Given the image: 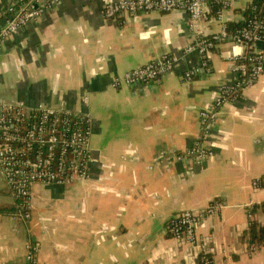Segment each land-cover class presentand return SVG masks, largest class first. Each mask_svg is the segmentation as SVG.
<instances>
[{
    "label": "crops",
    "instance_id": "crops-1",
    "mask_svg": "<svg viewBox=\"0 0 264 264\" xmlns=\"http://www.w3.org/2000/svg\"><path fill=\"white\" fill-rule=\"evenodd\" d=\"M27 0H0L5 9ZM122 1V0H113ZM248 0L236 5L240 14ZM102 0H61L0 46V102L89 113L93 117L90 178L66 186L36 185L32 217L15 221V200L0 169V264H197L199 249L171 238L176 214L215 201L222 212L198 230L215 264H264L245 234L249 208L264 203V74L221 112L201 165L176 162L201 133L200 112L234 81L229 59L242 50L218 46L208 64L185 54L194 35L184 12L105 19ZM218 31L206 25L207 34ZM165 56L171 73L133 87L113 80ZM195 73L191 82L185 74ZM171 153L170 165L158 162ZM264 226V212L252 218Z\"/></svg>",
    "mask_w": 264,
    "mask_h": 264
},
{
    "label": "built area",
    "instance_id": "built-area-1",
    "mask_svg": "<svg viewBox=\"0 0 264 264\" xmlns=\"http://www.w3.org/2000/svg\"><path fill=\"white\" fill-rule=\"evenodd\" d=\"M240 14V0H102L105 19L135 17L141 13L184 12L189 17L193 42L185 54H199L205 65L212 52L223 45H233L242 51L231 57L229 68L235 79L222 87L219 96L200 112L201 133L194 145L180 153L161 152L158 162L170 165V155L176 162L201 165L215 156L208 145L221 112L242 98L264 74V0H248ZM61 0H27L5 9L6 24L0 28V46L12 35L44 17ZM214 24L218 31L207 34L206 25ZM240 25L231 29L230 25ZM176 58L165 56L113 80L114 89L133 87L157 81L172 72ZM195 73L185 74L191 82ZM93 117L89 113L67 108L0 102V169L11 196L15 200V221L27 223L32 217L33 189L36 185L66 186L86 182L90 178ZM261 189L260 181L252 184ZM224 204L215 201L198 210L174 215L168 222V233L174 240L199 249L197 264H215L209 249L199 244L198 230L209 218L219 215ZM253 207L249 208V218ZM264 248V247H262ZM260 249H254L253 252ZM38 248L27 246L28 264H37Z\"/></svg>",
    "mask_w": 264,
    "mask_h": 264
},
{
    "label": "trees",
    "instance_id": "trees-1",
    "mask_svg": "<svg viewBox=\"0 0 264 264\" xmlns=\"http://www.w3.org/2000/svg\"><path fill=\"white\" fill-rule=\"evenodd\" d=\"M239 26L240 25L231 24L230 28L236 29ZM259 181H260L261 189H264V177ZM258 209H262V211L264 212V203L260 206V208L255 206L252 209L251 213L253 216L255 214H257ZM245 237L248 238V243L252 248L260 249V248L264 247V226L259 225L255 220L252 219L250 221V225H249L248 230L245 234Z\"/></svg>",
    "mask_w": 264,
    "mask_h": 264
},
{
    "label": "rangeland",
    "instance_id": "rangeland-1",
    "mask_svg": "<svg viewBox=\"0 0 264 264\" xmlns=\"http://www.w3.org/2000/svg\"><path fill=\"white\" fill-rule=\"evenodd\" d=\"M91 115V114H90ZM92 116V115H91ZM91 148H92V144H91ZM215 217V216H214Z\"/></svg>",
    "mask_w": 264,
    "mask_h": 264
}]
</instances>
